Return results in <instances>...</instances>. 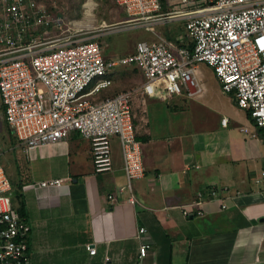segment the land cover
Here are the masks:
<instances>
[{
    "label": "crops",
    "instance_id": "obj_1",
    "mask_svg": "<svg viewBox=\"0 0 264 264\" xmlns=\"http://www.w3.org/2000/svg\"><path fill=\"white\" fill-rule=\"evenodd\" d=\"M181 29L168 40L183 37ZM196 76L202 93L193 98L145 96L141 73L128 90L144 170L131 182L134 205L127 192L119 193L127 180L117 138L111 139L112 171L104 174L94 173L90 142L76 132L29 154L6 138L0 165L12 190L20 187L13 209L30 226V264H264L263 132L221 91L209 67L198 64ZM106 78L112 85L95 102L113 97H101L114 87L113 76ZM54 180L60 185L40 188ZM210 188L219 198L194 205ZM140 228L146 234L137 239ZM141 243L150 248L139 260Z\"/></svg>",
    "mask_w": 264,
    "mask_h": 264
},
{
    "label": "built area",
    "instance_id": "obj_2",
    "mask_svg": "<svg viewBox=\"0 0 264 264\" xmlns=\"http://www.w3.org/2000/svg\"><path fill=\"white\" fill-rule=\"evenodd\" d=\"M114 1L129 17L127 23L176 19L185 35L168 40L154 33L156 40L139 41L133 53L105 60L97 42L76 39L74 22L62 36L55 3L0 0V103L3 121L26 154L76 132L90 142L94 173L104 174L112 171L111 139L117 138L127 180L119 193L127 192V203L134 205L131 182L141 179L144 170L131 114L133 92L100 102L93 96L112 85L108 73L134 66L142 75L145 96L160 91L165 98L197 97L202 85L196 66L204 64L221 91L232 94L237 106L249 113L264 140V0H164L166 13L160 0ZM221 124L226 126L227 119ZM59 185L54 180L40 183V188ZM206 196L218 199L220 193L213 188L200 192L194 205L200 208ZM11 197L12 187L0 165V264H30V226L14 212ZM108 200L116 203L113 195ZM182 214L189 216V209L183 207ZM195 215L201 216L202 210ZM145 234L140 228L137 239ZM149 248L140 244L139 260ZM86 250L96 254L90 245Z\"/></svg>",
    "mask_w": 264,
    "mask_h": 264
},
{
    "label": "rangeland",
    "instance_id": "obj_3",
    "mask_svg": "<svg viewBox=\"0 0 264 264\" xmlns=\"http://www.w3.org/2000/svg\"><path fill=\"white\" fill-rule=\"evenodd\" d=\"M92 2V19L89 21L91 28L83 27L86 23L84 5ZM175 0H172L173 2ZM47 5L55 3L58 6L61 19V31L65 32L74 22L73 34L77 40L97 42L103 49L105 60L116 59L129 55L139 41L152 40L154 33L174 38V35L182 34V23L176 19L150 23H127L129 17L118 7L114 0H46ZM173 10V9H172ZM82 24V26H80ZM65 32L62 36H67ZM204 66V64H203ZM208 71V68H207ZM114 79V87L101 97H108L122 91H128L140 83V73L134 68H119L110 73ZM6 138H10L7 127L3 122V114L0 107V145L2 150L8 148ZM8 174L9 169L5 167Z\"/></svg>",
    "mask_w": 264,
    "mask_h": 264
},
{
    "label": "trees",
    "instance_id": "obj_4",
    "mask_svg": "<svg viewBox=\"0 0 264 264\" xmlns=\"http://www.w3.org/2000/svg\"><path fill=\"white\" fill-rule=\"evenodd\" d=\"M161 1V4H162V8H161V12H163V13H166V12H168V9H167V7H166V2L164 1V0H160ZM166 38L167 39H171V37H168V36H166ZM133 52H134V49H133ZM132 52V53H133ZM103 57H104V55H103ZM131 68H134V69H136L137 71H139L136 67H132V66H130ZM124 68H129V67H124ZM113 97H114V95H112ZM0 107H1V111H2V114H3V106L0 104ZM253 121V120H252ZM4 122V121H3ZM254 123V122H253ZM4 124H5V126L7 127V130H8V133H9V136H10V143H14V138H15V136L13 135V133H12V131H11V129L8 127V125L4 122ZM254 125H255V123H254ZM256 126V125H255ZM261 130V129H260ZM16 139V138H15ZM136 140H137V137H136ZM6 141V140H5ZM19 191H20V187H18V189H13L12 190V197H11V203H12V207H14V202H15V200H17V199H19L20 198V193H19Z\"/></svg>",
    "mask_w": 264,
    "mask_h": 264
},
{
    "label": "bare ground",
    "instance_id": "obj_5",
    "mask_svg": "<svg viewBox=\"0 0 264 264\" xmlns=\"http://www.w3.org/2000/svg\"><path fill=\"white\" fill-rule=\"evenodd\" d=\"M84 9H85V19L87 20L86 23H82L85 27L86 30L89 31V29L91 28V26L89 25V21L92 19V10H93V4L92 2L88 1L85 5H84ZM82 24H80V26H82Z\"/></svg>",
    "mask_w": 264,
    "mask_h": 264
}]
</instances>
